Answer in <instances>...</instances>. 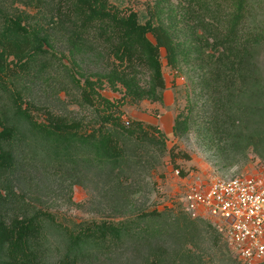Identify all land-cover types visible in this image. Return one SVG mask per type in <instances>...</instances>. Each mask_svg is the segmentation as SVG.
<instances>
[{
  "label": "trees",
  "instance_id": "trees-1",
  "mask_svg": "<svg viewBox=\"0 0 264 264\" xmlns=\"http://www.w3.org/2000/svg\"><path fill=\"white\" fill-rule=\"evenodd\" d=\"M257 5L154 0L141 22L109 0H0V264H95L128 246L140 264H180L193 257L187 244L199 224L222 237L181 204L177 216L134 211L139 188L130 177L168 147L157 126L123 120L100 89L119 85L131 101L161 100L164 48L167 65L191 73L206 142L234 153L252 145L264 157V23H250ZM60 93L79 108L59 109ZM189 120L177 116L173 134ZM88 176L113 217L66 220L34 197L49 181L63 179L71 191Z\"/></svg>",
  "mask_w": 264,
  "mask_h": 264
},
{
  "label": "rangeland",
  "instance_id": "rangeland-1",
  "mask_svg": "<svg viewBox=\"0 0 264 264\" xmlns=\"http://www.w3.org/2000/svg\"><path fill=\"white\" fill-rule=\"evenodd\" d=\"M109 1L124 14L131 10L136 11L141 22L149 16L154 2V0ZM171 2L176 3L177 0H171ZM255 2L258 5L255 17L250 23L263 24L264 0H255ZM148 37L154 41L150 34ZM165 55V49L161 48L160 62L166 84L161 90V100L145 98L131 101L128 96H123V89L119 85L113 89L104 84L100 92L111 101L118 103L123 120L137 119L144 124L157 126L163 132L168 147V151L161 157H152L150 162L153 168L130 177L129 182L135 183L139 188L133 198L134 211L139 213L156 207L159 210L169 209L166 214L177 216L181 215V197L189 183L197 179L207 181L214 176L260 173L264 171V157L252 145L243 151L240 150L242 149L240 146L237 148L239 151L234 153L231 150L220 151L206 142L195 122L199 119V113L197 105H193V102L197 101V96L190 81L191 73L184 65L177 69L167 65ZM258 56L264 75V45L259 49ZM145 79V76H141V81ZM60 97L63 103L58 104L59 109H63L65 105L69 109L79 108L77 102L69 95L65 97L63 93H60ZM82 112H87V110ZM179 115L188 116L190 125L185 133L176 136L172 132V126ZM259 150L264 154L263 148L260 147ZM61 182L58 185L57 181L53 184L49 181V188L43 184L44 187L34 189L37 203L51 207L60 217L74 222L113 217L101 200L100 188L96 179L90 176L81 178L71 191L68 190L67 185L61 187ZM167 240H170V237H167ZM191 241L187 245L192 250L193 257L182 260L180 264H244L231 252L223 237L202 223L192 235ZM122 252L121 257L101 260L95 264L141 263L137 252L130 246ZM258 264H264V262Z\"/></svg>",
  "mask_w": 264,
  "mask_h": 264
},
{
  "label": "built area",
  "instance_id": "built-area-1",
  "mask_svg": "<svg viewBox=\"0 0 264 264\" xmlns=\"http://www.w3.org/2000/svg\"><path fill=\"white\" fill-rule=\"evenodd\" d=\"M191 217L208 220L244 264L264 261V171L189 183L181 197Z\"/></svg>",
  "mask_w": 264,
  "mask_h": 264
}]
</instances>
